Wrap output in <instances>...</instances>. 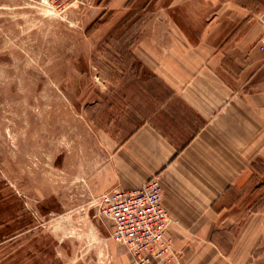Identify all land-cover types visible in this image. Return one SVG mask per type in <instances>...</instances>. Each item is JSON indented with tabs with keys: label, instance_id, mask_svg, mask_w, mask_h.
Returning a JSON list of instances; mask_svg holds the SVG:
<instances>
[{
	"label": "crops",
	"instance_id": "1",
	"mask_svg": "<svg viewBox=\"0 0 264 264\" xmlns=\"http://www.w3.org/2000/svg\"><path fill=\"white\" fill-rule=\"evenodd\" d=\"M130 1L145 5L130 25L138 69L128 99L98 117L125 132L100 191L158 177L181 261L239 264L264 242V0Z\"/></svg>",
	"mask_w": 264,
	"mask_h": 264
},
{
	"label": "rangeland",
	"instance_id": "2",
	"mask_svg": "<svg viewBox=\"0 0 264 264\" xmlns=\"http://www.w3.org/2000/svg\"><path fill=\"white\" fill-rule=\"evenodd\" d=\"M131 3L0 0V264H122L98 172L125 132L98 117L138 69ZM243 259L264 264V242Z\"/></svg>",
	"mask_w": 264,
	"mask_h": 264
},
{
	"label": "built area",
	"instance_id": "3",
	"mask_svg": "<svg viewBox=\"0 0 264 264\" xmlns=\"http://www.w3.org/2000/svg\"><path fill=\"white\" fill-rule=\"evenodd\" d=\"M264 47V6L259 14ZM101 214L112 222V239L131 255L128 264H181V256L167 236L170 215L162 201L158 177L132 189H112L101 195Z\"/></svg>",
	"mask_w": 264,
	"mask_h": 264
}]
</instances>
